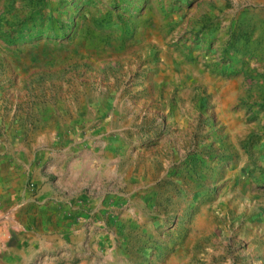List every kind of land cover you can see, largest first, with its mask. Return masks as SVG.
Here are the masks:
<instances>
[{
  "label": "rangeland",
  "instance_id": "rangeland-1",
  "mask_svg": "<svg viewBox=\"0 0 264 264\" xmlns=\"http://www.w3.org/2000/svg\"><path fill=\"white\" fill-rule=\"evenodd\" d=\"M0 264H264V0H0Z\"/></svg>",
  "mask_w": 264,
  "mask_h": 264
}]
</instances>
